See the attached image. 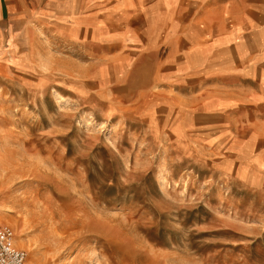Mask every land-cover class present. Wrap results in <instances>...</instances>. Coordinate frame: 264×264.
<instances>
[{
	"label": "rangeland",
	"instance_id": "obj_1",
	"mask_svg": "<svg viewBox=\"0 0 264 264\" xmlns=\"http://www.w3.org/2000/svg\"><path fill=\"white\" fill-rule=\"evenodd\" d=\"M111 24L108 46L47 25L28 44L0 36V223L14 245L41 264H264V187L235 169L257 174L180 141L158 36Z\"/></svg>",
	"mask_w": 264,
	"mask_h": 264
},
{
	"label": "crops",
	"instance_id": "obj_2",
	"mask_svg": "<svg viewBox=\"0 0 264 264\" xmlns=\"http://www.w3.org/2000/svg\"><path fill=\"white\" fill-rule=\"evenodd\" d=\"M130 17L144 40L158 36L171 63L181 97L165 110L175 111L180 141L239 160L257 182L237 169L236 178L264 187V0H0V36L9 32L28 44L29 32L47 25L70 39L82 35L87 46H108L111 23ZM69 20L74 36L64 29ZM91 30L105 40H90ZM175 80L191 86L182 91Z\"/></svg>",
	"mask_w": 264,
	"mask_h": 264
},
{
	"label": "built area",
	"instance_id": "obj_3",
	"mask_svg": "<svg viewBox=\"0 0 264 264\" xmlns=\"http://www.w3.org/2000/svg\"><path fill=\"white\" fill-rule=\"evenodd\" d=\"M11 227L0 223V264H41L27 261L26 251L13 243Z\"/></svg>",
	"mask_w": 264,
	"mask_h": 264
}]
</instances>
